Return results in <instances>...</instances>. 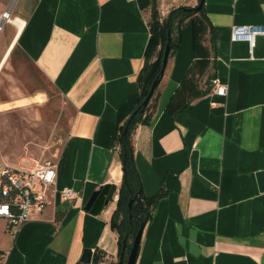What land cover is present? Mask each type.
<instances>
[{
	"label": "crops",
	"instance_id": "0c3cea01",
	"mask_svg": "<svg viewBox=\"0 0 264 264\" xmlns=\"http://www.w3.org/2000/svg\"><path fill=\"white\" fill-rule=\"evenodd\" d=\"M197 4L0 0V66L19 51L72 110L53 164L56 190L76 194H50L14 233L0 219V264H117L115 136L137 104L151 7L161 21ZM202 8V19L181 26L130 134L142 192L157 198L134 264H264V36L251 51L229 40L231 26H264V0H203ZM105 184L113 200L90 215L84 204Z\"/></svg>",
	"mask_w": 264,
	"mask_h": 264
},
{
	"label": "rangeland",
	"instance_id": "374dc122",
	"mask_svg": "<svg viewBox=\"0 0 264 264\" xmlns=\"http://www.w3.org/2000/svg\"><path fill=\"white\" fill-rule=\"evenodd\" d=\"M71 115L50 82L13 50L0 66V166L53 163Z\"/></svg>",
	"mask_w": 264,
	"mask_h": 264
},
{
	"label": "trees",
	"instance_id": "16d2710c",
	"mask_svg": "<svg viewBox=\"0 0 264 264\" xmlns=\"http://www.w3.org/2000/svg\"><path fill=\"white\" fill-rule=\"evenodd\" d=\"M202 16V6L198 11L180 6L169 10L166 16L159 21L154 6L151 7L148 25L149 39L146 46L144 65L137 76L138 100L134 111L140 106L150 84L159 74L162 51L167 37H169V51H173L177 46L181 26L186 21L196 17L202 19ZM140 114L135 115L126 125L129 116L115 136L117 156L121 168V181L109 226L116 233L117 251L119 254L122 250L123 257H125L138 227L149 220L157 199L156 197H146L143 194L134 166L130 134ZM130 200L131 205L128 209L127 204Z\"/></svg>",
	"mask_w": 264,
	"mask_h": 264
},
{
	"label": "built area",
	"instance_id": "2783aa9c",
	"mask_svg": "<svg viewBox=\"0 0 264 264\" xmlns=\"http://www.w3.org/2000/svg\"><path fill=\"white\" fill-rule=\"evenodd\" d=\"M264 36V26L236 25L229 29L231 42H245L251 51L254 38ZM212 93L224 96V86L212 81ZM56 171L53 163L36 165L30 170L0 166V219L5 220L6 230L14 233L32 213H40L52 193L69 201L75 198L70 188H55Z\"/></svg>",
	"mask_w": 264,
	"mask_h": 264
},
{
	"label": "water",
	"instance_id": "95a60500",
	"mask_svg": "<svg viewBox=\"0 0 264 264\" xmlns=\"http://www.w3.org/2000/svg\"><path fill=\"white\" fill-rule=\"evenodd\" d=\"M202 3H203V0H198V4L196 7L193 8V10L198 11L200 7L202 6ZM169 50H170L169 37H167L166 43L162 51L159 74L157 78L154 79L152 83L150 84L146 96L141 101L140 106L134 112H132L126 125L135 115L140 114L142 110L146 107L148 101L150 100L153 94V90L156 88V86L159 83L160 78L162 77L163 70L167 62ZM114 193H115V187L113 185H109V184L103 185L100 189L92 192V194L90 195V197L84 204L83 210L89 213L90 215L98 214L102 210L103 207H105L108 203L112 202ZM130 205H131V200L127 204L128 209L130 208ZM142 228H143V225L141 224L136 230L132 238L131 245L125 257H123V251L122 250L120 251L117 264H134ZM89 257H90V250L83 249L82 254L80 256V260L83 262H88Z\"/></svg>",
	"mask_w": 264,
	"mask_h": 264
},
{
	"label": "bare ground",
	"instance_id": "6f19581e",
	"mask_svg": "<svg viewBox=\"0 0 264 264\" xmlns=\"http://www.w3.org/2000/svg\"><path fill=\"white\" fill-rule=\"evenodd\" d=\"M3 16H6V14H4ZM19 23V22H18Z\"/></svg>",
	"mask_w": 264,
	"mask_h": 264
}]
</instances>
